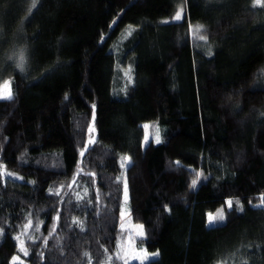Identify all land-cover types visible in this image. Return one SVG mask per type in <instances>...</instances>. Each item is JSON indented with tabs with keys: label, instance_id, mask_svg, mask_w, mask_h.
<instances>
[{
	"label": "trees",
	"instance_id": "16d2710c",
	"mask_svg": "<svg viewBox=\"0 0 264 264\" xmlns=\"http://www.w3.org/2000/svg\"><path fill=\"white\" fill-rule=\"evenodd\" d=\"M262 18L251 0H0V264H127L125 182L147 264H264ZM22 42L26 73L5 57Z\"/></svg>",
	"mask_w": 264,
	"mask_h": 264
},
{
	"label": "rangeland",
	"instance_id": "374dc122",
	"mask_svg": "<svg viewBox=\"0 0 264 264\" xmlns=\"http://www.w3.org/2000/svg\"><path fill=\"white\" fill-rule=\"evenodd\" d=\"M251 4L254 8H257L258 11L263 12L262 19H264V0H260V2H257V0H251ZM181 10L182 8L180 9V12L178 13L180 15V18L182 17V14H183ZM259 83L264 84V72L261 73ZM157 130L158 128L156 126H148L145 137H144V144H147L151 140H153L152 137L155 139L154 141L156 142ZM158 134H159V142H161L159 130H158ZM93 135L94 133L91 134V139L89 140V142L93 141L94 139ZM126 157H128L129 159L127 162L124 163L125 166L131 160L129 155H127ZM5 174L18 178V176L12 175L11 173H5ZM125 183L127 185V182ZM121 228L122 230L127 232L126 233L127 236L119 242L117 252L124 260H126L127 264H133L135 262L139 264H147L150 260L157 257L158 255L157 252L149 251L147 248H145L144 246L138 245L136 242L138 238L140 237L139 233L142 231V227L140 224H136L131 218L130 193H129L128 185H127V195L126 196H125V188H124L123 203H122V208H121ZM145 254L147 255L146 259L143 258Z\"/></svg>",
	"mask_w": 264,
	"mask_h": 264
},
{
	"label": "snow or ice",
	"instance_id": "6c2138e0",
	"mask_svg": "<svg viewBox=\"0 0 264 264\" xmlns=\"http://www.w3.org/2000/svg\"><path fill=\"white\" fill-rule=\"evenodd\" d=\"M257 2H260V0H257ZM33 6H35V0H33ZM176 19H180V15L177 14V16L175 17ZM3 98H7V99H11L12 98V89H11V81L10 80H4L2 84H0V99H3ZM145 128H148V125H144ZM91 131V129H90ZM156 142L159 143V134H158V130H157V134H156ZM128 157H124L123 160L124 162H127L128 161ZM198 178L200 176V174H197ZM197 184V180H193L192 181V186L193 188L196 186ZM58 194V193H57ZM127 195V185L125 183V196ZM232 201L229 200L226 202L227 204V207L229 209H231L232 207ZM237 203H239L237 201ZM225 219V216L223 214V210H221L217 215H212V214H209L208 215V220H209V226L210 227H213L215 226V224L217 222H223ZM142 227V226H141ZM140 235H143V232H140L139 233ZM144 259L147 258V255L145 254ZM18 259V257H13V264H15V261Z\"/></svg>",
	"mask_w": 264,
	"mask_h": 264
},
{
	"label": "clouds",
	"instance_id": "9594fccd",
	"mask_svg": "<svg viewBox=\"0 0 264 264\" xmlns=\"http://www.w3.org/2000/svg\"><path fill=\"white\" fill-rule=\"evenodd\" d=\"M29 46L27 42H22L14 45L7 51L5 57L11 61L17 71L26 73L29 68Z\"/></svg>",
	"mask_w": 264,
	"mask_h": 264
}]
</instances>
